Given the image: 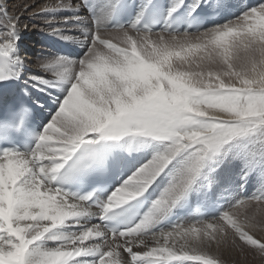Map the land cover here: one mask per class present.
<instances>
[{
    "label": "snow or ice",
    "instance_id": "obj_1",
    "mask_svg": "<svg viewBox=\"0 0 264 264\" xmlns=\"http://www.w3.org/2000/svg\"><path fill=\"white\" fill-rule=\"evenodd\" d=\"M205 4L55 0L33 15L82 52L27 76L19 18L0 13V82L52 109L35 133L44 105L0 99V264H264V0L223 22ZM229 161L257 192L213 194Z\"/></svg>",
    "mask_w": 264,
    "mask_h": 264
},
{
    "label": "rangeland",
    "instance_id": "obj_2",
    "mask_svg": "<svg viewBox=\"0 0 264 264\" xmlns=\"http://www.w3.org/2000/svg\"><path fill=\"white\" fill-rule=\"evenodd\" d=\"M14 1H16V0H14ZM25 1H27V4H26L27 6L24 9L25 13H30V15L33 18H36L37 20H39V22L44 23L43 25L46 27L47 21H48V19H50V17H48L46 15L34 16L33 14L34 13H38V12H43L44 6L46 4H48V3H54L55 0H25ZM208 1H211V0H208ZM227 1H230V3L232 5H234L233 3L236 2L240 6L242 0H227ZM72 2L73 3H76L77 0H72ZM188 2L191 3L192 0H188ZM209 4H211V3H209ZM237 8H240V7H237ZM230 10L236 11V8L235 9H232L231 8ZM239 11L236 14H238ZM0 12H1V9H0ZM65 14L66 13H63V12L57 14L56 20L57 21L62 20L63 19V16ZM43 25H40L39 28L42 27ZM48 34H50V30H48ZM40 36H41V28L38 29V32L33 33L32 34V37L27 40L26 48H29V45H31L30 43L37 44L38 42H37L36 38H38ZM77 43L78 42L74 41V44L73 45L76 47L75 48L76 50H78V51L80 50L81 51L82 50L81 49V45L79 43L78 44ZM46 45L47 44L44 42L43 45H42V48H43V46H46ZM44 48L46 49L48 47H44ZM26 52H27V50H26ZM32 52L33 53L35 52L36 53V56L38 55L36 57L37 60L35 61L37 64H38L40 58L45 56V55L42 56L40 54L41 53V50H37V49L34 50V48H33L32 49ZM23 53H25V52H23ZM51 55L52 54L49 53V52L46 54V56H51ZM76 58H78V56ZM76 58H73V59H76ZM32 72L33 71H30L29 74H31ZM43 93L47 94L50 97V95L47 92H43ZM124 139H128V138H124ZM214 180L216 181V183L211 188V190L213 191V194L214 195H217L223 189L227 188V189H229V193H228L229 198L231 196L243 197L244 195H252L253 193L257 192V189L259 187V184H258V175L250 177L244 187H240L239 186V183H240L239 163L238 162H235V161H229L228 163H226L225 165H223L220 169H218L217 172L215 173ZM190 196L192 198H194L195 197V194L193 193ZM196 201H197V197H195V199L193 201V205L194 204H197ZM220 202L223 203L224 201L221 200ZM225 259L227 260L228 264H232V263H229L231 261L227 257H225ZM236 264H262V262L260 261L259 258H253L252 256H248L247 258H242L239 255H237V257H236Z\"/></svg>",
    "mask_w": 264,
    "mask_h": 264
},
{
    "label": "bare ground",
    "instance_id": "obj_3",
    "mask_svg": "<svg viewBox=\"0 0 264 264\" xmlns=\"http://www.w3.org/2000/svg\"><path fill=\"white\" fill-rule=\"evenodd\" d=\"M26 4H27V1H25V0H18V1L17 0L16 1H14V0H11V1L10 0H0V9H1L0 13H3L6 10L7 15L19 18L18 30L20 32V39L18 42V51H19V54L22 57H24L27 61V66L25 69V76H27L30 71H34V69H36L37 63L35 61L37 60L36 57L38 55L36 56L35 52L34 53L28 52V50L31 51L33 46H34L33 47L34 50L35 49L41 50L40 54L42 56H44V55L46 56V54L48 52L51 53L52 55H56L50 49H48V48L45 49L44 47H46V46H43V48H42V45L46 39L51 40L52 38H55L57 40H61L64 44L69 45L74 49L76 48L73 45L74 40H71V39L64 40L60 37H54V36H51L50 34H48L49 29L43 25L44 23H41L36 18H33L30 15V13H25L24 9L27 6ZM231 11H233V10H230V12ZM40 25H43V26L40 27L41 28V36L36 38L38 43L37 44L30 43L31 45H29V48H26L27 40L32 37L33 33L38 32V29H40L39 28ZM71 34H72L71 32L67 33V35H69V36H71ZM26 50H27V52H26ZM23 52H25V53H23ZM79 52H82V50L81 51L79 50ZM20 81L29 93H32L34 91V89H29L28 86L25 85L23 79H20ZM178 209H176L174 211H177ZM225 257H227L231 261L229 263L236 264V257H237L236 254H230V253L226 252Z\"/></svg>",
    "mask_w": 264,
    "mask_h": 264
}]
</instances>
